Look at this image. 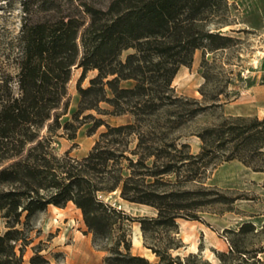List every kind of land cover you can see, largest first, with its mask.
<instances>
[{
  "label": "trees",
  "instance_id": "obj_1",
  "mask_svg": "<svg viewBox=\"0 0 264 264\" xmlns=\"http://www.w3.org/2000/svg\"><path fill=\"white\" fill-rule=\"evenodd\" d=\"M228 10V0H19L18 29L0 54V212L6 224L0 264H22L31 218L68 202L80 209L93 245L108 251L105 264H204L197 253L172 250L181 245L173 234L179 218L199 220L203 207L230 203L219 188L204 184L207 172L232 159L264 171V116L225 115L187 130L200 113L221 104L220 95L230 100L226 90L205 88L213 66L205 54L237 40L217 30L229 24ZM197 49L201 98L176 94L172 81L181 65L191 66ZM74 67L81 68L78 106L62 121ZM91 69L96 74L82 86ZM128 80L133 84L121 85ZM88 110L132 119L110 124ZM87 121L88 134L105 128L86 154L54 149L55 136L74 139ZM192 134L201 139L196 153L186 141ZM111 192L153 207L155 215H129L105 199ZM129 220L138 221L157 261L130 252ZM254 230L250 221L226 229L229 250L216 251L219 264H264L258 256L264 247L245 244L243 234ZM37 257L30 264H38Z\"/></svg>",
  "mask_w": 264,
  "mask_h": 264
},
{
  "label": "rangeland",
  "instance_id": "obj_2",
  "mask_svg": "<svg viewBox=\"0 0 264 264\" xmlns=\"http://www.w3.org/2000/svg\"><path fill=\"white\" fill-rule=\"evenodd\" d=\"M228 6L226 22L230 26L227 29L219 26L217 30L237 40L225 49L205 54L209 63H213L209 68L212 77L205 88L226 90L230 94V100L226 101L224 96L220 95L218 102L221 104L200 113L189 124L187 130L213 124L225 115H257L253 113L254 108L258 107L256 109H259L260 114L264 110V106L259 107L256 102H252L248 94L237 101L233 98L235 94L242 96L243 93H248L252 85L264 81V0H228ZM18 26L19 0H0V54L4 42L17 31ZM236 27L242 29H234ZM126 53L127 50L122 55ZM201 53L202 51L197 49L191 66L180 67L174 87L176 94L201 98L198 91L204 81L200 67ZM80 72L81 68L72 69V77L68 83L70 103L68 112L61 117L62 121L71 118L77 109L79 95L76 82ZM96 72L97 70H89L82 86H86L89 78ZM132 84V80L121 82L123 86ZM99 106L111 109L104 102ZM88 112L110 124H120L132 119L129 113L112 115L97 113L95 110H88L85 113ZM91 122L82 124L77 129L74 139L55 136L52 144L54 149L62 153L72 147L70 151L72 156L81 157L86 154L99 132L105 128L102 125L95 133L88 134ZM186 141L189 142L192 152L200 150L201 139L198 136L187 135ZM207 175L204 184L219 188L230 197V203H214L203 207L198 212L199 220L179 218L177 232L173 234L181 245L173 249L172 254L184 256L190 252L197 253L204 264H219L216 251L229 250L230 232L226 229L237 230L244 221L252 222L254 231H258L256 234L251 231L243 234L246 246L264 247V171H254L240 160L232 159L219 162L209 169ZM104 197L131 216H151L156 212L153 207L125 200L116 192L108 193ZM60 208L58 215L52 206L48 205L46 210L36 213L31 218L32 229L28 233L27 244L22 248V264H30L29 258L33 254L39 255L38 264H105L104 256L108 251L93 245L92 233L87 230L80 209L71 202ZM137 224V220H129L126 223L127 239L131 243L130 252L143 255L152 262L157 261L158 257L144 245L143 238L141 243L133 241L137 233ZM5 229V220L0 212V233ZM160 238L164 239L161 234ZM112 240H108L106 244L110 245ZM191 244L196 245V251L189 248ZM18 246L16 251L20 253ZM258 256L264 259V251L259 252Z\"/></svg>",
  "mask_w": 264,
  "mask_h": 264
},
{
  "label": "crops",
  "instance_id": "obj_3",
  "mask_svg": "<svg viewBox=\"0 0 264 264\" xmlns=\"http://www.w3.org/2000/svg\"><path fill=\"white\" fill-rule=\"evenodd\" d=\"M234 29H242V28H234ZM182 66V65H181ZM180 66V67H181ZM180 69V68H179ZM178 69V70H179ZM172 85L175 87L176 83L173 80L172 81ZM248 93H243L242 96H238L234 101H237L238 99H240L241 97L245 98L247 97V94L249 95V97H251V101L252 102H256V104L260 107V106H264V81H262L261 83H257L256 85H252L251 89L247 91ZM255 104V103H254ZM258 108V107H256ZM254 108L253 113L257 114V115H264V110H262V114H260L259 109Z\"/></svg>",
  "mask_w": 264,
  "mask_h": 264
},
{
  "label": "bare ground",
  "instance_id": "obj_4",
  "mask_svg": "<svg viewBox=\"0 0 264 264\" xmlns=\"http://www.w3.org/2000/svg\"><path fill=\"white\" fill-rule=\"evenodd\" d=\"M230 25H224L223 26V29H227ZM183 67H186L185 65H182ZM181 66V67H182ZM179 70L177 71L175 77H174V81L177 80L178 76H179ZM52 206V209L56 212V214L60 215V207L56 206V205H53V204H50ZM141 240H142V236H141V230H140V227H139V223L137 224V233L134 235V238H133V241L135 243H141ZM189 248L192 250V251H196V245L195 244H191L189 246Z\"/></svg>",
  "mask_w": 264,
  "mask_h": 264
},
{
  "label": "water",
  "instance_id": "obj_5",
  "mask_svg": "<svg viewBox=\"0 0 264 264\" xmlns=\"http://www.w3.org/2000/svg\"><path fill=\"white\" fill-rule=\"evenodd\" d=\"M113 193H115V192H113Z\"/></svg>",
  "mask_w": 264,
  "mask_h": 264
}]
</instances>
